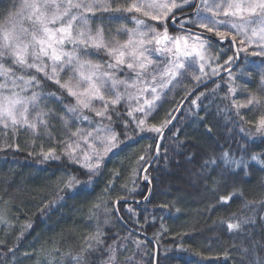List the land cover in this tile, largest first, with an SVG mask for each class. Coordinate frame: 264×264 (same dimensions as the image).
I'll return each instance as SVG.
<instances>
[{"label": "trees", "instance_id": "trees-1", "mask_svg": "<svg viewBox=\"0 0 264 264\" xmlns=\"http://www.w3.org/2000/svg\"><path fill=\"white\" fill-rule=\"evenodd\" d=\"M110 2L117 4V0ZM20 3L0 0V18ZM194 11L180 13L190 14L180 19ZM121 13H98L92 18L93 25L109 20L97 17ZM168 28L170 33L181 31L171 23ZM194 30L203 36L212 35ZM214 46L225 52L223 57H233V79L230 81L228 72L221 69L199 86H180L148 118L149 124L156 125L170 119L162 138L144 131L130 132L131 138L125 140L122 125L114 116L112 126L123 140L114 150L119 155L109 153L102 175L74 198L55 199L64 161H43L38 155L41 146L45 151L50 146L46 137H33L23 131L14 139L9 135L7 142L18 144L19 150L13 147L0 151V209L6 215L0 222V264H72V255L80 254L86 238L93 236L97 228L104 233L107 244L115 241L127 249L118 253L121 261L133 257L136 264H264V225L260 220L264 217V165L250 158L256 155L264 159V134L255 127L264 115V72L254 70L258 64L264 65V58L239 50L238 42L236 53L227 41ZM230 84L236 88L234 96L228 90ZM44 88L60 95L51 82H45ZM252 96L257 100L247 104ZM62 100L74 103L66 94ZM233 101L246 106L237 109ZM46 103L57 102L49 98ZM60 111L57 105L53 112L60 117ZM51 124L58 141L57 131L62 125L58 119ZM223 152L237 159L243 156L249 161L247 170L226 168L218 159ZM140 155L151 162L147 173L142 171ZM209 156L217 158V165L205 173L202 165ZM145 174L150 184L143 182ZM227 195L232 196L228 204L217 202L219 196ZM49 200L52 203L48 208L41 210L40 205ZM245 202L252 206L255 225L249 226L246 234L229 232L220 222L233 214L249 213L243 207ZM161 204L167 207L162 209ZM161 223L167 231L157 236ZM87 260L88 264H105L107 251H92Z\"/></svg>", "mask_w": 264, "mask_h": 264}, {"label": "snow or ice", "instance_id": "snow-or-ice-1", "mask_svg": "<svg viewBox=\"0 0 264 264\" xmlns=\"http://www.w3.org/2000/svg\"><path fill=\"white\" fill-rule=\"evenodd\" d=\"M177 9L180 12L195 11L191 16L177 20ZM112 10L110 0H21L18 6L13 5L0 18L3 21L0 23V133H3L4 140L0 143V151L13 147L19 150L18 144H10L7 140L9 135L14 139L21 131L33 137H46L50 146L46 151L41 146L38 155L43 161H64L54 191L57 200H63L64 196L71 199L87 191L102 175L109 153L119 155L114 150L123 140L112 126L114 116L122 125L125 140L131 138L130 132L144 131L157 133L158 138H162L170 119L156 125L149 124L148 117L163 106L158 102L166 100V91L182 82L177 78L186 76L197 62L199 75L193 77L198 82L195 86L203 83L204 77L219 74L224 65H213V60L218 59L211 55L214 45L225 41L229 46L235 45L239 37V44L243 46L241 50L247 52L248 47L254 46L251 55L264 56V0H131L123 9L117 0L116 11L140 13L159 22L162 27V31H157L145 20L132 17L135 26L125 30L123 42L106 40L103 27L93 28L92 18L88 15ZM97 19L111 20L114 17ZM167 23L178 24L181 33L170 36ZM194 28L212 35L203 36L192 31ZM89 49L103 50L109 60L104 65L95 62L90 58ZM155 53L164 56V60L161 61ZM190 57L192 61L186 63ZM232 60L233 57L224 60L230 81L233 79ZM125 70L132 75L120 79L118 73ZM261 80V87H264V76ZM45 82L55 84L60 95L46 91ZM228 90L235 95L236 88L231 84ZM65 94L73 98L74 103H64L62 97ZM49 98L64 104V111L71 115V121L67 116L57 117L45 107ZM256 100L252 96L247 104ZM232 103L237 109L246 106L235 101ZM86 113H93L99 119ZM236 115L243 119L239 111ZM57 119L63 129L58 141L52 134L51 124ZM85 121L88 122L87 128L82 126ZM255 127L264 134V115L260 116ZM155 151L159 156V145ZM250 158L264 165V159L258 156ZM218 159L233 170L246 171L249 163L243 156L237 159L227 152ZM139 161H143L142 171L147 173L151 162L145 155H140ZM215 165L217 158L209 156L202 168L207 173ZM143 179L151 183L147 174ZM231 200V195L217 198V202L223 204ZM50 203L51 200L45 202L40 209L48 208ZM159 207L163 209L167 205ZM243 207L250 212L239 216L233 214L229 220L220 222L229 232L246 234V229L255 225L252 206L245 202ZM5 219V212L0 209V222ZM260 220L264 225V217ZM165 231L167 229L161 223V231L156 235ZM103 236L104 233L97 228L93 236L86 238L80 254L72 255V264H88L87 256L96 250L107 251L105 264H136L133 257L121 261L118 253L127 249L115 241L107 244Z\"/></svg>", "mask_w": 264, "mask_h": 264}, {"label": "rangeland", "instance_id": "rangeland-1", "mask_svg": "<svg viewBox=\"0 0 264 264\" xmlns=\"http://www.w3.org/2000/svg\"><path fill=\"white\" fill-rule=\"evenodd\" d=\"M130 2H131V0H118V3L120 5L121 9L126 8ZM112 8H113L112 11L113 12H116L115 11L116 4H112ZM121 11H123V10H121ZM108 12H111V11H108ZM98 13H102V12H96L95 15L98 14ZM180 13H182V12H180L178 9L175 10V14H176V19L177 20H180V17L182 15H190L189 13H187V14H180ZM88 15L91 18H93L95 16V15H93L91 13H89ZM111 17H114V19H112L111 21L107 20V21H105L103 23H100V22L99 23L98 22L96 23L97 26H102L103 27L104 36H105L106 40H119L120 42H123V40L126 38V36H125V30L127 28H132V27L135 26V21L132 19V17H137V18L143 19V20H145V23L146 24H151L153 27L156 28L157 31H162V27H161V25H160L159 22L152 21L149 18L142 16L140 13H128V12L123 11V13H121V14H117V15L116 14H111ZM181 19H183V18H181ZM169 20H171V16L169 17ZM94 23H95V21H92V26L93 27H97V26H94L93 25ZM103 24H105V25H103ZM168 24H170V23H167V27H168ZM176 26L179 27L178 24ZM181 31L180 32L177 31L176 33H170L169 28H168V33H169L170 36L180 34ZM239 39L240 38L237 37L236 43L238 42V44H239ZM236 43H235V46H236ZM68 47H70V46H68ZM148 47L151 48L152 46L149 45ZM242 48H243V46H241L239 44L238 49L241 50ZM253 50H254V46L253 47H248L247 53H249L251 55V53H252ZM89 51L91 53L90 58L93 59L95 62H99L102 65H104L105 62H107L109 60L108 55L103 50L97 52L95 50L89 49ZM241 51H243V50H241ZM224 53L225 52L218 51L215 46H214V50L211 51V55H213L214 57H218L217 60H213V62H212L213 65H215L217 63L224 65L223 67H221L219 69V72H220L221 69H225L228 66V65L224 64V60L226 58V57H223L225 55ZM154 55L160 56L161 61H163L164 58H165L164 56L160 55L159 53H155ZM251 57H261V58H264V56H252V55H251ZM191 61H192V58L190 57V58H188V60L186 61V63H189ZM207 70L208 69H206V71ZM254 70H255L256 73H262V72H264V65L258 64L254 68ZM65 72H67V69H65ZM131 75L132 74L129 73V72H127V70L118 73V76H119L120 79H125L126 77L131 76ZM195 75H199V72H198V62L194 65L193 69H191V70H189L187 72V75L186 76L178 77L177 78L178 80H181L182 82L179 83V84H177L174 89H171V86H169L170 89H171V91H166V100H162V101H160L158 103H162V104L167 103L170 100V98L174 95V93L176 92V90L180 86H182V85H185L186 86V85H192V84L194 85V84L198 83L196 80L193 79V77ZM61 76H62V78H65L64 77V73H61ZM208 78H210V77H204L203 78V81L204 80H207ZM173 83H176V82L174 81ZM252 104H254V103H252ZM57 105H59L60 108H61V111H60L61 116H67V118H69L70 121H71V115L65 113L64 107H63V105H61V103H46L45 104V107L51 109L52 111H54L57 108ZM156 111L153 112L152 115L149 116L148 118L152 117L156 113ZM86 114H88L89 116H93L94 117V114L93 113H86ZM137 115H139V113H137ZM94 119H99V118H95L94 117ZM82 126L85 127V128H87L88 127V122L87 121L83 122V125ZM62 131H63V129H62V126H61V128L59 127L58 128V131H57V133H58L57 136L59 138L62 135ZM44 140L46 141L47 138H44ZM58 150L60 151V148L59 147H58ZM140 203H142V202H140Z\"/></svg>", "mask_w": 264, "mask_h": 264}, {"label": "water", "instance_id": "water-1", "mask_svg": "<svg viewBox=\"0 0 264 264\" xmlns=\"http://www.w3.org/2000/svg\"><path fill=\"white\" fill-rule=\"evenodd\" d=\"M171 25L173 26V24L171 23ZM173 27H175V28H179V27H177V26H173ZM192 31H194V32H197V33H200L199 31H197V30H192ZM233 46V48H234V52L236 53V46L235 45H232ZM143 182H145V180L143 179ZM138 203V202H137Z\"/></svg>", "mask_w": 264, "mask_h": 264}]
</instances>
